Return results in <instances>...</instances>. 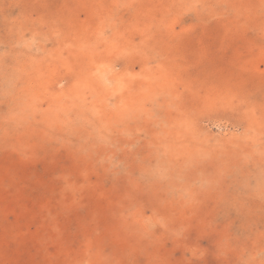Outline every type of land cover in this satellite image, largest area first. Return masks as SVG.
Listing matches in <instances>:
<instances>
[{
    "label": "rangeland",
    "instance_id": "obj_1",
    "mask_svg": "<svg viewBox=\"0 0 264 264\" xmlns=\"http://www.w3.org/2000/svg\"><path fill=\"white\" fill-rule=\"evenodd\" d=\"M0 264H264V0H0Z\"/></svg>",
    "mask_w": 264,
    "mask_h": 264
}]
</instances>
